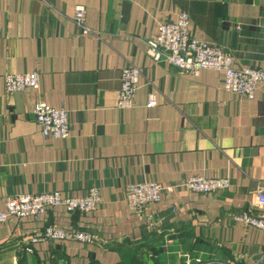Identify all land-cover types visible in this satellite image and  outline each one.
I'll list each match as a JSON object with an SVG mask.
<instances>
[{"label": "crops", "instance_id": "obj_1", "mask_svg": "<svg viewBox=\"0 0 264 264\" xmlns=\"http://www.w3.org/2000/svg\"><path fill=\"white\" fill-rule=\"evenodd\" d=\"M78 6L100 39L80 36ZM180 12L191 38L231 55L235 68L264 71V0H0V212L14 194L81 197L94 187L101 197L93 213L57 207L0 225V264H264L263 233L235 221L264 191V85L247 101L225 93L214 71L155 64L146 41ZM128 65L142 75L132 109L119 110ZM24 73L40 75L39 89L8 93L3 77ZM38 101L67 111L66 140L40 135ZM191 177L230 187L165 195L147 211L155 229L126 205L130 184ZM47 226L92 240L32 243Z\"/></svg>", "mask_w": 264, "mask_h": 264}, {"label": "built area", "instance_id": "obj_2", "mask_svg": "<svg viewBox=\"0 0 264 264\" xmlns=\"http://www.w3.org/2000/svg\"><path fill=\"white\" fill-rule=\"evenodd\" d=\"M86 9L75 7L71 21L79 30L80 36H92L100 39V35L92 32L86 24ZM146 54L155 63L177 70L180 74L196 77L202 71H214L221 79V87L225 93L239 99L253 100L258 85H264V71L253 68H235L234 58L219 47L202 43L191 38L189 32V16L180 12L173 23L164 22L158 27L157 36L146 41ZM141 71L128 65L120 72V88L118 90L117 109L128 110L133 107V100L138 89ZM4 87L8 93H22L27 89L37 90L40 87L38 73L6 74L3 77ZM155 106L150 101L146 107ZM32 114L45 139L66 140L70 134L68 113L64 109H53L45 103H35ZM230 187L226 178L207 179L191 177L176 185L163 186L155 182L130 184L125 190V202L134 214L145 218L148 228H156L154 216L148 209L158 204L161 199L176 190H185L200 195H212L223 192ZM101 203L98 189L89 188L81 197L63 196L59 192L40 194H14L5 201V210L0 212V225L10 219L21 221L30 219L38 221L49 209L63 207L66 212L82 214L97 211ZM253 209L235 217V221L243 227L256 229L264 235V191H257L253 196ZM79 241L90 243L91 236L75 231H67L54 226H47L38 241ZM31 251V250H30ZM29 251V252H30Z\"/></svg>", "mask_w": 264, "mask_h": 264}]
</instances>
